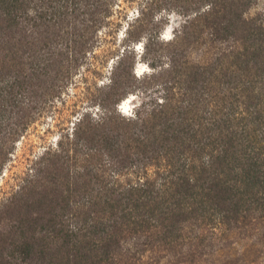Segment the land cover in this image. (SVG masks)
<instances>
[{
	"label": "trees",
	"instance_id": "1",
	"mask_svg": "<svg viewBox=\"0 0 264 264\" xmlns=\"http://www.w3.org/2000/svg\"><path fill=\"white\" fill-rule=\"evenodd\" d=\"M129 1L0 0V175L73 87L88 94L0 201V264H264L256 0H136L133 18Z\"/></svg>",
	"mask_w": 264,
	"mask_h": 264
},
{
	"label": "rangeland",
	"instance_id": "2",
	"mask_svg": "<svg viewBox=\"0 0 264 264\" xmlns=\"http://www.w3.org/2000/svg\"><path fill=\"white\" fill-rule=\"evenodd\" d=\"M128 14L129 18H133L138 14L139 4L136 0L128 2ZM251 14H259L264 19V0H256L254 5L250 10ZM179 17L177 15L172 14L170 21L165 24L163 28V33H165V37L168 38L172 35V28L178 22ZM126 24V23H125ZM142 44V43H141ZM136 50L138 57L135 63L134 71L138 74L143 72H150L152 67L145 61L140 55L142 54V47L140 42L137 44ZM112 48H114L115 53L113 56L109 57L107 62H105V66L102 67V73L98 75L97 84H103V82H108L111 71L117 61V55L120 53L124 46L125 42L123 40L122 32L117 36V39L113 40L111 44ZM140 63L144 64L141 69H139ZM96 80L93 81L91 78L90 81L87 83H83L86 87H91V90L95 88ZM87 91L80 87H73L71 91V95L68 98L66 104H59V110L57 113L58 118L60 120H52V119H43L36 124H34L30 130L28 131L27 135L23 137L17 145V150L14 156L13 165L5 168V170L0 175V201L8 196L9 192H11L14 188H16L17 183L19 182L23 171L26 170L28 164L31 162L32 159L38 155L44 146L49 145L50 143H55L58 135L62 132V126L66 123L69 119L74 120L75 117L82 112V110L87 106ZM137 100L131 101V104L124 108L127 113L131 112V108L135 104ZM124 104V101L121 104ZM123 111V108H121ZM76 110V111H74ZM73 112V113H72ZM69 123V122H67Z\"/></svg>",
	"mask_w": 264,
	"mask_h": 264
},
{
	"label": "bare ground",
	"instance_id": "3",
	"mask_svg": "<svg viewBox=\"0 0 264 264\" xmlns=\"http://www.w3.org/2000/svg\"><path fill=\"white\" fill-rule=\"evenodd\" d=\"M142 66H144V64L140 63V66H139V69L142 68ZM134 99V95H131L129 96L128 98H126L124 100V104L122 105L121 108H123V112L124 113H127V111L124 109V108H127L130 104H131V101Z\"/></svg>",
	"mask_w": 264,
	"mask_h": 264
}]
</instances>
